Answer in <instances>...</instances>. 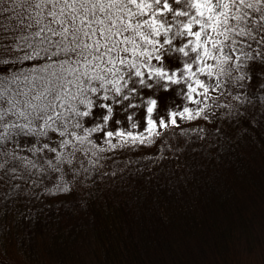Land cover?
I'll return each instance as SVG.
<instances>
[{
    "label": "snow or ice",
    "instance_id": "obj_1",
    "mask_svg": "<svg viewBox=\"0 0 264 264\" xmlns=\"http://www.w3.org/2000/svg\"><path fill=\"white\" fill-rule=\"evenodd\" d=\"M242 122L264 125V0H0V264L117 154L143 181Z\"/></svg>",
    "mask_w": 264,
    "mask_h": 264
},
{
    "label": "trees",
    "instance_id": "obj_2",
    "mask_svg": "<svg viewBox=\"0 0 264 264\" xmlns=\"http://www.w3.org/2000/svg\"><path fill=\"white\" fill-rule=\"evenodd\" d=\"M241 129L203 156L166 144L143 181L117 154L83 200L51 201L30 237L13 227L5 264H264V125Z\"/></svg>",
    "mask_w": 264,
    "mask_h": 264
}]
</instances>
